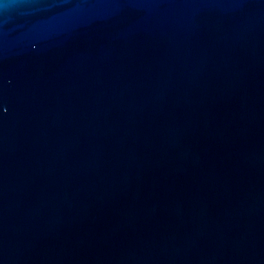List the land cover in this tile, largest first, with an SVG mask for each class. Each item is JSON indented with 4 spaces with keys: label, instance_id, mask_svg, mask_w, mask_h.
Returning <instances> with one entry per match:
<instances>
[{
    "label": "water",
    "instance_id": "95a60500",
    "mask_svg": "<svg viewBox=\"0 0 264 264\" xmlns=\"http://www.w3.org/2000/svg\"><path fill=\"white\" fill-rule=\"evenodd\" d=\"M0 264H264V0H0Z\"/></svg>",
    "mask_w": 264,
    "mask_h": 264
}]
</instances>
